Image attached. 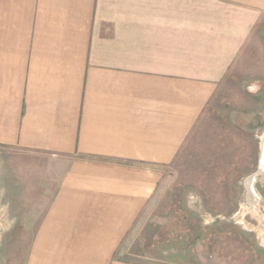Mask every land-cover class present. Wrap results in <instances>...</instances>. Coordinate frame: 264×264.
<instances>
[{
  "label": "crops",
  "instance_id": "0c3cea01",
  "mask_svg": "<svg viewBox=\"0 0 264 264\" xmlns=\"http://www.w3.org/2000/svg\"><path fill=\"white\" fill-rule=\"evenodd\" d=\"M261 14L255 0H0V149L37 157L5 176L32 231L9 263L192 264L182 248L116 251Z\"/></svg>",
  "mask_w": 264,
  "mask_h": 264
},
{
  "label": "rangeland",
  "instance_id": "374dc122",
  "mask_svg": "<svg viewBox=\"0 0 264 264\" xmlns=\"http://www.w3.org/2000/svg\"><path fill=\"white\" fill-rule=\"evenodd\" d=\"M255 3L262 14L253 35L165 168L139 235L127 237L116 257L147 263L182 248L192 264H264V0ZM34 161L33 154L0 149V264L23 260L32 233L28 221H13L14 182L5 176L14 173L12 164ZM252 174L254 206L245 185Z\"/></svg>",
  "mask_w": 264,
  "mask_h": 264
},
{
  "label": "bare ground",
  "instance_id": "6f19581e",
  "mask_svg": "<svg viewBox=\"0 0 264 264\" xmlns=\"http://www.w3.org/2000/svg\"><path fill=\"white\" fill-rule=\"evenodd\" d=\"M263 136V135H262ZM262 138V137H261ZM264 163L262 162V160L260 161V165H259V167H260V169H259V171H261L262 170V168H263V165ZM255 175L256 174H252V175H250L248 178H247V180H246V184L245 185H247V189H248V201H249V203L252 205V206H254L256 203H257V201H258V197L256 196V194H255V192H254V189H253V181H254V178H255Z\"/></svg>",
  "mask_w": 264,
  "mask_h": 264
},
{
  "label": "water",
  "instance_id": "95a60500",
  "mask_svg": "<svg viewBox=\"0 0 264 264\" xmlns=\"http://www.w3.org/2000/svg\"><path fill=\"white\" fill-rule=\"evenodd\" d=\"M264 162V134L262 138L260 139V158H259V165L260 161Z\"/></svg>",
  "mask_w": 264,
  "mask_h": 264
}]
</instances>
